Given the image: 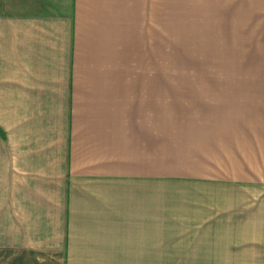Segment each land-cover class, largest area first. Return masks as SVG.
Here are the masks:
<instances>
[{
  "label": "crops",
  "instance_id": "0c3cea01",
  "mask_svg": "<svg viewBox=\"0 0 264 264\" xmlns=\"http://www.w3.org/2000/svg\"><path fill=\"white\" fill-rule=\"evenodd\" d=\"M165 23L0 0V264H264V82L174 80Z\"/></svg>",
  "mask_w": 264,
  "mask_h": 264
},
{
  "label": "rangeland",
  "instance_id": "374dc122",
  "mask_svg": "<svg viewBox=\"0 0 264 264\" xmlns=\"http://www.w3.org/2000/svg\"><path fill=\"white\" fill-rule=\"evenodd\" d=\"M165 0L164 69H186L174 80L210 83L236 94L238 81L264 82V10L245 0ZM239 33V35H238ZM233 112L236 102L227 97ZM165 258V264H173Z\"/></svg>",
  "mask_w": 264,
  "mask_h": 264
}]
</instances>
